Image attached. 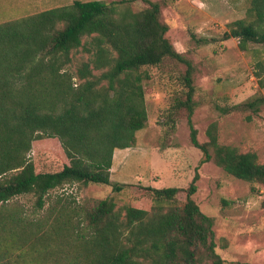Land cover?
I'll return each mask as SVG.
<instances>
[{
  "label": "trees",
  "instance_id": "obj_1",
  "mask_svg": "<svg viewBox=\"0 0 264 264\" xmlns=\"http://www.w3.org/2000/svg\"><path fill=\"white\" fill-rule=\"evenodd\" d=\"M119 3L73 0L0 23V264H223L213 219L192 197L197 172L182 200L178 187L149 185L141 187L148 207L116 209L112 197L72 204L56 195L43 211L49 192L65 184L123 188L110 179L113 151L132 146L146 124L141 81L148 74L141 68L165 58L186 68L163 125L172 128L184 108L199 164L212 162L264 188V162L253 150L220 143L215 121L205 129L206 140L197 139L193 66L165 36L161 2L147 0L136 11ZM227 27L224 39L237 37L239 50L250 44L264 49V0H249L245 16ZM79 47L90 56L71 70V53ZM255 64L263 87L264 66ZM45 138L57 139L65 158L53 168L30 153ZM24 194L34 198L32 214L12 201Z\"/></svg>",
  "mask_w": 264,
  "mask_h": 264
},
{
  "label": "rangeland",
  "instance_id": "obj_2",
  "mask_svg": "<svg viewBox=\"0 0 264 264\" xmlns=\"http://www.w3.org/2000/svg\"><path fill=\"white\" fill-rule=\"evenodd\" d=\"M73 0H0V23L43 9L69 4ZM86 1V0H82ZM120 2L131 10L147 7V0H103ZM160 1V19L168 24L165 36L193 66L197 102L192 122L197 139L206 140L205 129L215 121L220 143L241 151L253 150L264 162V86H258L256 61L264 66V49L250 44L246 51L238 48L239 39H224L228 23L243 18L249 0H151ZM85 39L83 38L82 41ZM83 47L73 50L68 65L71 70L80 60L89 58ZM186 66L165 58L159 66L142 67L148 74L141 83L147 121L135 132V143L118 149L110 169L112 182L124 183L116 192L110 185L89 183L79 188L65 184L51 190L43 211L56 195L72 204L84 198L112 197L116 209L127 204L148 207L143 186L180 188L182 200L195 172L196 191L192 195L202 212L213 219L215 251L223 264H264V188L255 182L235 178L212 162L199 164L201 152L189 139L187 111L179 109L173 127L163 125L162 115L171 102V92L178 89ZM264 78V69L260 71ZM254 101L253 106L245 103ZM30 153L51 168L65 160L59 142L45 138ZM119 154V155H118ZM136 187V188H134ZM13 202L26 214H32L34 198L29 194L14 197Z\"/></svg>",
  "mask_w": 264,
  "mask_h": 264
},
{
  "label": "crops",
  "instance_id": "obj_3",
  "mask_svg": "<svg viewBox=\"0 0 264 264\" xmlns=\"http://www.w3.org/2000/svg\"><path fill=\"white\" fill-rule=\"evenodd\" d=\"M118 151V148H115L114 149V151H113V156H112V165L111 166H113V164H114V157H115V155H116V152ZM119 155V154H118ZM112 169V168H111Z\"/></svg>",
  "mask_w": 264,
  "mask_h": 264
}]
</instances>
